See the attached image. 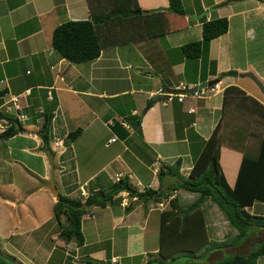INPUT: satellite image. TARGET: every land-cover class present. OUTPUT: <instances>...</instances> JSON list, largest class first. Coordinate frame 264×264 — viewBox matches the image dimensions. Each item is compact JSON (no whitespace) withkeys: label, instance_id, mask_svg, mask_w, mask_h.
Masks as SVG:
<instances>
[{"label":"crops","instance_id":"1","mask_svg":"<svg viewBox=\"0 0 264 264\" xmlns=\"http://www.w3.org/2000/svg\"><path fill=\"white\" fill-rule=\"evenodd\" d=\"M137 1L139 17L122 18V24H115L118 41L96 59L75 63L53 47L52 37L59 24L90 18L87 0H0V205L10 209L4 219L20 220L25 204L33 217L38 216L40 205L31 202L35 197L50 207L49 215L40 216L43 219L36 220L34 229L22 226L21 232H63L67 220L66 213L55 211L58 197L53 190L40 187L52 175L45 137L40 133L47 117L58 190L84 201L92 180L102 172L113 181L127 175L139 190L161 186V165L179 161L180 172L188 175L200 150L191 147L195 134L207 140L222 122L224 141L248 142L256 121L264 116V109L248 100L246 113L231 103L225 108L224 91L229 86L241 88L263 105L264 95L249 77H220L229 70L251 71L264 84L263 2L182 0L186 11L182 15L167 10L169 0ZM220 17L228 18V31L204 44L200 57H187L183 46L203 39V20ZM215 78H220L218 89L204 97L188 94L182 102L175 98L163 103L168 89L191 88ZM13 96H19L21 112L27 115L24 121L17 117ZM141 114L140 133L133 123ZM243 115L249 119L241 130L237 126L243 125L237 123L243 124ZM9 117L20 121L24 130L5 137V129L17 124ZM79 127L82 132L70 141L69 133ZM57 139L64 145L55 151ZM259 147L260 140L254 150L222 144L219 162L231 187L237 182L244 152L257 156ZM175 180L166 175L162 186ZM119 196L112 205L89 208L82 222V246L61 236L44 264L53 260L58 246L63 255L59 254L56 264H79L78 260L83 264H146L155 258L161 213L168 202L137 201L127 192ZM21 198L26 201L17 203ZM247 211L264 216V202L255 201ZM257 264H264V257Z\"/></svg>","mask_w":264,"mask_h":264},{"label":"trees","instance_id":"2","mask_svg":"<svg viewBox=\"0 0 264 264\" xmlns=\"http://www.w3.org/2000/svg\"><path fill=\"white\" fill-rule=\"evenodd\" d=\"M87 1L90 18L65 21L55 28L52 37L53 47L62 57L75 63L87 62L99 57L105 47L118 41L114 38L116 22L122 24V18L139 17L140 14L135 12L141 11L137 0ZM167 10L182 15L186 13L182 0H169ZM228 29L227 17L203 20V39L185 44L183 46L185 55L190 58L200 57L203 45L225 34ZM243 99L250 100L264 109L263 104L247 96L245 91L237 86H229L224 91L225 108L231 103L238 109L242 107L244 110H249L250 107L242 102ZM151 103L148 102L143 113ZM9 119L17 124L5 129L3 132L5 137H11L24 130L20 121L11 117ZM258 122L264 126L263 115L259 117ZM133 125L141 133L142 114L134 120ZM221 128L222 122H219L210 138L203 139L202 148L195 155L194 165L188 175L180 172L179 161L174 165H161L158 170L161 186L157 189L150 187L139 190L127 175L113 181L108 178L106 172H102L92 180L88 188L89 194L84 201L60 194L55 203V211L59 215L67 214L62 236L68 240L74 239L77 245L82 246L85 242L82 222L89 208L112 205L118 201L120 193L127 192L131 197H136L137 201L169 200L170 208H166L161 213L159 251L155 258L150 259L146 264H174L181 257L185 258L183 264H257L259 259L264 257V240L247 252H235L209 263L199 261L209 251L242 244L253 234L255 228L264 229V216L247 211V207L252 206L255 201L264 202V138L260 141L257 156L252 155L248 150L244 152L237 182L231 187L219 162L224 141ZM237 128L244 130L245 126H237ZM50 129L51 120L47 117L40 133L48 140ZM81 132V127L71 131L68 139L73 141ZM252 135H257V132H253ZM229 142L239 149L245 147L242 139H229ZM166 175L175 176L176 180L165 188L162 186V181ZM180 189L197 193L199 196L188 206H181L180 197L176 194ZM208 200L218 205L231 226L238 230L232 242L209 241L203 207ZM126 210H130V207ZM0 264H16V262L14 258L3 254L0 250Z\"/></svg>","mask_w":264,"mask_h":264},{"label":"rangeland","instance_id":"3","mask_svg":"<svg viewBox=\"0 0 264 264\" xmlns=\"http://www.w3.org/2000/svg\"><path fill=\"white\" fill-rule=\"evenodd\" d=\"M246 101L247 99L242 100V102H246ZM241 111L244 113L247 112V110H241ZM236 115L240 116L239 114H236ZM243 117H244V119L242 120L243 124L237 123V125L246 126V119L248 120L249 117L248 116L245 117L244 115ZM256 123H257L255 124L256 127H254V130L256 131L253 130V132H257V135L255 136L252 135L253 138L251 136L248 142H245L246 140L243 139L245 146H247V149L249 148V150L250 149L254 150L256 145L259 144V140L261 141V139L264 138L263 124H261V122H258V121H256ZM202 143H203V139L200 136L195 134L194 138L192 137L193 147L197 149L202 148ZM223 143L229 144L230 142L224 141ZM178 194L180 196L181 206H188L189 204L194 202L199 196L197 193H191L183 189H180L178 191ZM23 200L26 201L25 198H21L17 203L23 204L22 202ZM34 201L40 205L38 216L33 217V212H29V210H31L30 206L28 204H25L23 209H21L22 211L19 212V214L20 213L25 214L23 215L22 220L16 217L14 218L7 217L4 219V214H9L10 209L5 207L3 210L2 206L0 205V250L4 249V251L2 250L3 254L5 253L8 256H11L12 258H14V261L16 262V264H44L45 259L48 257L49 251L55 245V242H58L59 238H61L62 236V232H43V229H36L34 230V232H21L22 226L26 228L30 227L29 229H34L36 226L35 224L36 220L43 219V217L48 216L50 213V207L46 204V202L43 199L38 200L35 197L34 199L31 200V202H34ZM165 201L166 203L168 202L165 208H170L169 200L165 199ZM213 204L214 203L212 201L208 200L203 205L204 209L206 210L205 216H206V221L208 223L207 235H208L209 241L210 242L227 241L230 243L236 236L238 230L234 228L233 226H231V224L228 222L227 218L225 217L224 213L220 209H217L219 208L218 205L215 204L217 208L213 207V209H211ZM19 207L22 208L21 205ZM154 213L156 214V216H159L160 214V212L158 211H155ZM40 216H43V217H40ZM256 232H259V233H256ZM252 233L253 234L251 235V237L246 239L242 247L236 248L235 247L236 245L231 246V247L226 246L224 247V249H218V250L212 251L213 252L212 255H210V253L212 252L209 251L203 258L199 259V261L201 263H209L221 257H228L234 254L235 252H247L251 250L258 242L264 240V229L259 230L255 228ZM7 249L8 251L16 250L18 251V254L15 253V256H13L12 253L6 252ZM61 251H62V248L58 246L56 249V253L53 257V260L49 264H56V262L59 259V254H62ZM16 256L20 257L21 260L17 259L18 257L16 258ZM70 261L71 260H69V262ZM184 261H185V258L181 257L174 264H183ZM83 262H84L83 260L76 261V263H79V264H83ZM152 264H158V263H152Z\"/></svg>","mask_w":264,"mask_h":264},{"label":"water","instance_id":"4","mask_svg":"<svg viewBox=\"0 0 264 264\" xmlns=\"http://www.w3.org/2000/svg\"><path fill=\"white\" fill-rule=\"evenodd\" d=\"M231 1H238V0H227V2H231ZM257 1H260V2L264 3V0H257ZM238 75H240L242 77L251 78L256 83V85L259 87L260 91L264 95V84H263V82L251 71L239 73V71H237V70H229L227 72L222 73L220 77H224V76H238ZM219 81H220V78H215V79H211L209 81H204V82H202V83H200V84H198L196 86H193L191 88H187V89H184V88L168 89L167 91L168 92H174V93H191V92L197 91L198 89H201V88L213 86V85L217 84ZM43 141H44V146H45L46 152L48 154L49 162H50L51 167H52V175H51V178H50V180L48 182H41L40 183V187L46 186V187L51 188L53 190V192L55 193V195L57 197H59L60 196V192L58 190V187L56 185V182H55L54 176H53V172H54V169H55L54 168V151L51 148L48 139L44 138Z\"/></svg>","mask_w":264,"mask_h":264},{"label":"built area","instance_id":"5","mask_svg":"<svg viewBox=\"0 0 264 264\" xmlns=\"http://www.w3.org/2000/svg\"><path fill=\"white\" fill-rule=\"evenodd\" d=\"M185 88V87H184ZM218 89V84H215L214 86L211 87H205V88H201L198 89L197 91L191 92V93H174V92H164L163 95L165 96V99L163 100L164 104H167L168 102L173 101L175 98H177L179 101H184L186 96H188V94L194 98H198V97H204L207 95L208 92L211 91H216ZM51 97V96H50ZM11 102L13 103V106L15 109H17L18 115L17 117L19 118V120H26L27 119V115L23 114L21 112V106L19 104V96H13L11 99ZM191 112H194L195 109L194 108H190ZM116 137L112 139V141H115ZM55 145V150L58 151V149H60L61 147H63L64 145V141L62 139H57L54 142ZM118 258H114L113 261L117 262Z\"/></svg>","mask_w":264,"mask_h":264},{"label":"clouds","instance_id":"6","mask_svg":"<svg viewBox=\"0 0 264 264\" xmlns=\"http://www.w3.org/2000/svg\"><path fill=\"white\" fill-rule=\"evenodd\" d=\"M218 84V83H217ZM214 86V85H213ZM184 89H187V88H184ZM56 151V150H55Z\"/></svg>","mask_w":264,"mask_h":264}]
</instances>
